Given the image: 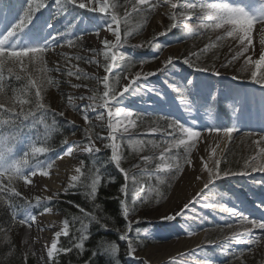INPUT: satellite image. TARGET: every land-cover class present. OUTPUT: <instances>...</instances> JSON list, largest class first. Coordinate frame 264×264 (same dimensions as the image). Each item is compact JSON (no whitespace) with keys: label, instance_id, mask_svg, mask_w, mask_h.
Listing matches in <instances>:
<instances>
[{"label":"rangeland","instance_id":"obj_1","mask_svg":"<svg viewBox=\"0 0 264 264\" xmlns=\"http://www.w3.org/2000/svg\"><path fill=\"white\" fill-rule=\"evenodd\" d=\"M51 2L48 3L46 8L35 14V18L23 32L18 33L9 40V43L18 47L43 46L53 35L59 34L52 41L53 45L44 54L46 68L51 71L44 70L41 72L37 69V66H30L27 57L24 58V69L26 71L19 64H7L9 67L15 66L14 68L23 71L27 76L30 75L31 79L37 80L38 83L41 80L44 83L46 82L49 89L48 91L43 90L41 94L46 93L43 99L49 106V110L47 112L37 111L35 119L33 117H29L27 120L23 117L17 119L20 120L18 124L21 128V136L15 140L12 146L15 149H20L21 153L18 157L7 155L4 166L7 167L12 160L23 157L26 152L30 151L31 146H40L38 141L41 139L38 138V135L33 131L32 133L24 132L23 124L32 120L34 123L38 122L41 125L43 118L48 117H62L68 124L74 126L76 133L66 139L67 143L63 141L58 148H54L52 151L28 157L29 166L24 168L23 172L24 175L29 177L30 181L33 179L30 174L32 171L42 174L44 171L51 169L57 160L64 156L71 159L74 168L73 175H76V169L80 166L78 156L85 153L82 148L87 145L88 136H91L95 146L101 149L100 152H109L111 160L112 150L104 147V145L111 142L107 139L109 136L107 127L108 109L98 107L95 111L89 110V121L86 122L83 119L81 109L90 101L87 99L81 100L80 97L102 96L105 90L102 78L105 75L109 78V88H115L114 79L111 80L112 75L118 70L123 72L129 69L130 62L127 59L134 55V51L142 52L146 59L153 60L149 66L139 65L135 73L156 72L164 67L163 62L166 59L172 57L173 62L171 64L157 71L155 75L137 80L128 91L123 92L124 87L132 83L135 76V73H127L117 90V92H123L122 95L118 97L117 101L109 100V106L113 110L120 107L133 111L132 119L135 120V127L130 128L129 133L118 131L114 142L118 144V155L121 156L120 166L128 170L130 175L135 174L137 179L140 180L143 191H140L139 195L144 198L142 203L137 204V211H130L127 218L133 223V230L128 235L132 239L135 252L132 257H129L127 255V243L121 240L127 248L126 253L123 255L124 260L126 264H145L146 260L142 258L141 253L146 252V250L151 248L157 250V248L166 247L172 241L185 240L193 235L201 234L203 241L197 248L192 249L187 244L178 253L168 254L165 258L158 259L156 255H152L155 261L151 260L149 264H264V247L255 249V244L249 243V240L253 237L244 234V228L250 227V225L240 224L236 216L223 210L224 207L233 208L249 218L255 212L264 215V208L260 206L264 204V184L257 185L254 183V180L264 179V174L252 172L250 176H229L217 180L215 184L210 185L209 189L203 187L196 194L191 191L190 194L185 195L186 197L183 200L175 196L170 201L171 193L176 189L178 180L189 165L185 162L173 185L168 184L169 193L159 205L158 203L164 194L163 186L167 184L166 178L176 171L175 168L164 171L157 168V165L161 163V153H164L165 162L173 164L177 161L180 162L179 158L176 157V152L179 149L184 151L183 159L186 156L191 159L195 153L198 157L199 150H201L207 138L218 135L207 132L206 129L209 127L234 126L237 129L232 133L231 140L228 139L223 155L231 144L243 149V158L248 153L251 156L257 154L258 148L253 141H259L264 136V88L250 80L251 69L246 66V60L249 56L252 59H258L259 53L264 51L260 43V31L255 36V29L260 30L262 26L259 23L254 25L252 43L249 46V51L243 56L232 61L231 64L228 63L240 51L241 45L233 38L226 37L221 40L216 49L214 48L215 52L207 50L200 57L201 67L213 64L214 67L210 68L209 72L195 71L194 68L183 62L184 58L182 56L186 51V46L182 40L200 33L204 36L211 33V37L216 38L224 35L223 29L210 30L201 28L198 25L196 18L200 15V0H172V3L178 4L175 9L172 8L171 3H159L158 0H149V4H155L156 7L150 10L147 6H142L144 10L137 12L139 13L138 16L134 14L135 12H132L131 8L135 0H129L127 10L130 14L132 13L130 19L132 29L126 33L127 37H125L124 32L121 31V25H119L121 44L118 49L114 48L112 51H118L122 54L118 55L115 62L120 66L114 67L111 73H106L103 51L107 49L104 41L108 40L113 43L116 41L115 34L106 27L110 23L109 18L104 16L106 14L87 11L74 6H69L66 11L60 12L55 6V0H51ZM84 2L97 3V0H84ZM120 2L125 3L124 0H109L110 4L118 3L120 5ZM204 2H224L232 6L243 7L254 18L264 19V0H204ZM189 3L197 4V9H186L184 6ZM97 6H99L98 3ZM179 10L185 12L189 19L181 22L182 17H177L175 21L177 26L172 28L167 35H160L157 38L159 33L164 32L173 23V12L176 13ZM146 11H155L153 18L147 25L145 24L144 14ZM10 14V7L0 9V20H2L0 22V37L20 18V14L19 17H9ZM157 17L160 18V21H157ZM132 18H135L136 23L134 25L132 24ZM144 24L146 29L142 35L135 38L133 47L124 45L125 43L122 40L125 39L123 37H130L134 31L140 30ZM185 25L193 27L189 30ZM112 27L115 29L117 26L113 24ZM196 30L200 31L197 32ZM77 37H82V39L77 40ZM67 39L73 40L74 45L69 46L66 43ZM207 40L200 44L199 52L205 48V45H211L209 38ZM136 45L142 47H135ZM93 49H95V52L92 51ZM64 56L71 58V63ZM76 56L87 59L76 60ZM153 57L155 58L153 59ZM138 60H141V58ZM56 67L60 68L59 72L52 70ZM69 68L73 72L79 70L78 75L69 76L67 74ZM213 70L219 71L221 75H213ZM117 77L118 74L114 75L115 80ZM233 77H237V79H233ZM239 77L244 78L242 79L243 82L238 81ZM163 78H166V81H163ZM49 79L52 80V83H48ZM125 83L126 85H124ZM196 93L204 96L209 94V100L199 97ZM185 97L187 102H185ZM219 97L222 98L218 99ZM220 105L225 106L224 108L230 113L231 119L228 120V116L227 118L219 115L218 106ZM205 108L209 109L204 110ZM15 110L20 111L19 104L15 107ZM60 112H63L64 115L60 116ZM101 112L105 116L103 121L96 119ZM174 120L183 123L185 127L195 128L201 131V136L204 135V140L201 137L198 138L190 156L183 145L179 148L169 147L173 139L183 138L182 133L169 127ZM70 121L73 123H69ZM127 123V121L124 122L125 125ZM89 124L91 130L86 136L84 129ZM4 127L5 125H0V131ZM152 129H156V131L153 132ZM168 133H172V135H168ZM97 137H104L105 139ZM69 147L72 148L71 155L66 154ZM166 148L169 149L167 152H165ZM223 155L219 166L221 171L231 169L227 166L223 168ZM144 156L150 157V159L144 162L141 159ZM38 161L42 164L41 169L34 167ZM112 162L115 164V161ZM243 163L239 162L238 164L243 168ZM49 164H51V167H48ZM133 165H140V167L133 168ZM20 180L23 197L26 201H31V205H26L24 212H21V219H25L29 212L37 218L39 214L44 212L45 208H48L51 209L54 215L56 214L59 220V228H63V217L51 203L65 192V189L69 187V181L62 191L48 197L41 191L33 190L31 182L27 183L22 179ZM128 187V201L131 207L133 191L130 181H128ZM37 196L41 198L39 204L36 202ZM205 204L214 207H204ZM185 205H188V208H185ZM35 206L37 208L42 207V209L35 211ZM177 213H182V215H177L171 221L161 220L163 215H176ZM136 221H140V223L137 224ZM25 225L20 224L18 229V241L24 255L33 256L37 264L52 263L56 254L51 258L44 256V254L39 257L36 255L35 250L29 246V243L24 242L21 230ZM136 229L140 230L139 235H137ZM234 232L241 234L239 243L231 239ZM252 232L255 235V229ZM138 245L143 247L138 248ZM225 248H227V251H224ZM241 253H243L242 256ZM146 264L148 263L146 262Z\"/></svg>","mask_w":264,"mask_h":264},{"label":"snow or ice","instance_id":"obj_2","mask_svg":"<svg viewBox=\"0 0 264 264\" xmlns=\"http://www.w3.org/2000/svg\"><path fill=\"white\" fill-rule=\"evenodd\" d=\"M129 0H125L124 5H117L116 3L110 4L109 0H97V3L99 6H97V3H85L84 0H55V6L58 9V11L63 12L66 11L69 6H74L79 9H85L87 11L91 12H98L100 14H106L104 16H107L110 20V23L106 25L107 29L111 32H113L116 36L115 43L105 40L104 45L107 50L103 51V56L105 59L104 64V70L106 73H111L113 71L114 67H118L120 65L116 64L118 55L120 54L118 51H112V49L117 48L121 44L120 39V32H119V25L121 24V17L119 14L115 11V9L120 6L124 7V18L128 19L130 18L131 14L127 10V4ZM159 3H171L172 8L175 9L178 7L177 3H172V0H158ZM48 0H27L26 4L17 5L16 8L22 12L20 15V18L17 22H15L12 27L2 36L0 37V93L4 92V84H3V70L6 67L8 63L12 64H19L22 69H24V58L27 57L29 62L36 60L39 61L41 64L45 65V71H51L46 68V62L43 60V54L53 45V42L56 39V35H53L49 41L45 43L43 46H27V47H18L14 44L9 43L10 38L16 36L18 33L23 32V30L32 22V20L35 18V14L39 12L41 9L46 8L48 6ZM142 6H147L148 9H154L156 7L155 4H149V0H135V3H132L131 8L132 12H139L143 11L144 8ZM186 9L188 10H196L197 4L189 3L185 5ZM3 8V0H0V9ZM199 12L200 15L197 16V23L201 28L204 29H223L224 35L218 36L217 40H224L226 37H231L234 40L238 41L241 45L240 51L236 53L235 56L232 57V60L228 61L229 64L232 63V61L237 60L239 57L243 56L245 53L249 51V46L252 43V31L254 28V25L256 23H259L262 27L260 28L261 33V46L264 48V19H256L253 16H251L243 7H236L232 6L228 3L220 2V3H205L204 0H200L199 3ZM182 17V21H187L189 19V16L186 13L180 14ZM176 18L177 13L173 12L172 14V20L173 23L169 25L168 29H166L164 32H161L158 34L157 38L160 35H167L168 32L172 30V28H175L177 26L176 24ZM2 22V20H0ZM115 24L117 27L114 29L112 25ZM186 27L191 30L193 26L191 25H185ZM51 27V25H49ZM82 39V37H77V40ZM66 43L69 46L74 45V41L71 39H67ZM135 47H142L141 45H136ZM211 47V45H205V48L201 50V54L203 52H206L208 48ZM95 52V49L92 50ZM64 55V54H62ZM197 56V53H190L189 56L185 57L183 59V62L185 64H188L190 67L194 68L195 71H206L209 72V67H200L197 66L195 61L191 59V57ZM64 58L71 63V58L64 56ZM155 57H153L154 59ZM76 60H82L87 59L85 57L76 56ZM94 59V57H93ZM173 62V58L169 57L163 62L164 67L171 64ZM143 63V61H141ZM246 66L249 67L250 70V80L258 85H260L262 88H264V51H261L259 53L258 59H252L250 56L246 60ZM131 67V64L129 63V69ZM164 67L158 69L157 71L162 70ZM26 71V69H24ZM54 71L59 72L60 68L56 67L55 69H52ZM77 72H73L71 68L68 69L67 74L69 76L78 75ZM156 71V72H157ZM8 72L11 74L12 69L8 68ZM156 72H147V73H141L136 72L135 76L133 78L132 83L126 85L123 89V92L128 91L129 88L141 78L146 79L148 76L155 75ZM213 75L219 76L221 73L219 71H212ZM21 78L20 74L18 73L16 75V79L19 80ZM103 85H104V91L102 96L100 95H92L83 97L81 96L80 99L84 100L87 99L90 101L89 104H86L82 107L81 111L83 112V119L88 122L89 121V110L95 111L98 107H103L105 109H108L107 111V127L109 129V136L107 139L111 141L110 143L104 145L106 148H110L112 150L111 155V161H115L116 167L120 171V173L125 177L126 183L121 186L119 189L120 196L116 197V199L120 202V208H121V214L125 218L126 221V230L123 234H119V239L122 241H125L127 243L128 251L127 255L129 257H132L135 249L133 248L132 239L128 235L129 232L133 230V223L132 221H129L127 218L130 214V211L136 210V205L138 203L143 202V197L139 195L140 191H143L140 180L137 179L135 174L130 175L128 170H125L123 167L120 166L121 164V156L118 155V144L114 142L116 140V133L118 131H122V133H129L130 128L135 127V120L132 119L133 117V111L126 110L124 108L116 107L114 110L109 106V100L117 101L118 97L122 95L123 92H117L115 88H109V78L107 75H105L103 78ZM233 79H237V77H233ZM119 78H117L118 82ZM48 83H52V80H48ZM28 84L30 87L35 88L34 97L35 101L30 99H19L18 104L20 105V111L17 112L15 110V107H8L5 110V115L9 116V119L6 120H0V125H9L10 130L8 135H4L3 131H0V193L5 192H11L15 196H20L21 194L16 191L15 187L12 186L14 180L22 179L27 183H30L29 177L27 175H24L23 169L29 166V159L28 157L36 156L38 154L47 153L49 151H52L51 148H47L44 146H31L30 151L26 152L23 157L13 161L11 164H9L7 167L4 166V161L6 156L12 151V148L10 147L11 144L15 142V140L18 138L19 133L21 131L20 125L16 123V120L23 117V119L27 120L29 117H33L35 119L36 112L43 110V112H47L49 110V106L43 101L42 97V88L39 86V83L37 80L31 79V76H28ZM185 102H187V98L185 97ZM71 102V101H70ZM35 104V108H28L25 110L23 107L24 105L29 104ZM0 109H5V105L3 103H0ZM60 116H63L64 113L60 112ZM12 117H15L13 119ZM97 120L103 121L105 120L104 113L101 112L97 117ZM127 121V125L124 124V122ZM73 123V122H69ZM45 127L47 128V124H45ZM170 128H172L174 131L178 130L180 133L183 134V138L181 139H173L170 142L169 147L170 148H179L181 145L185 147L187 150L188 155L190 156L191 150L195 147L198 138L201 137V131L196 130L192 127H185V125L177 120L172 121V123L169 125ZM91 130V125L89 124L88 127L84 129L85 135L88 136V133ZM237 129L232 127H209L206 129L209 133H223L225 137H227L229 140L232 138V133L236 131ZM153 132L156 131V129H152ZM168 135H172V133H168ZM99 139H105L104 137H97ZM64 143H67L65 140ZM254 145L258 148V152L256 155L251 156L250 158H246L243 163V171L240 172H234L231 169H225L221 171L220 164H221V158L223 155V150H221V154L217 153V148L219 147V144H217L216 147L211 148V160H212V167H209L208 163L201 159V163L203 164V168L207 171L208 175L206 178V182L204 184V189H209L210 185L215 184L217 180L224 179L229 176H235V175H245L250 176L252 172H259L264 174V136L260 138L259 141H253ZM169 149L166 148L165 152H167ZM82 151L85 153H98L101 151L100 148L95 146L94 140L91 138V136H88V143L82 148ZM67 155L72 154V148L69 147L66 151ZM225 160V163H228L227 158L223 157ZM141 159L144 162H147L150 157L144 156L141 157ZM171 159V158H170ZM161 163L157 165V168L161 171L164 170H171L172 168H175V171L179 173L182 168L180 163L177 161L175 164L165 162L164 153H161L160 157ZM185 162L188 164H191L192 161L186 157ZM34 167L36 169H41L42 164L41 162H37ZM48 167H51V164L48 165ZM140 165H133V168H139ZM84 168L83 162H81L80 167L76 169V175H72L69 181V188H74L77 186L78 183L81 184V186L88 187V185L84 184L81 181V177L84 176L85 180L87 179V175L82 169ZM32 176H35L37 173L36 171H32L30 173ZM43 175L47 176L48 172L44 171L42 173ZM7 176V184L4 182V177ZM128 181L132 183V191H133V199L131 202V207L128 201V195H129V187H128ZM254 183L257 185L264 184V179H257L254 180ZM101 184V175L97 171V174L93 175L91 179L90 184V191L87 193L92 197L93 200H95L98 187ZM69 189L66 188L65 192H67ZM40 197H36V202L39 204ZM49 200L51 198H48ZM27 205H31V201H26ZM81 213H84L85 216L90 218L91 220H96V217L93 216L91 213H85V210L80 205H75ZM261 207H264V204L260 205ZM185 208H188V205L184 206ZM204 207H214L210 204H205ZM224 211L231 213V215L236 216L239 220V223L242 225H250V227L244 228V234L250 235L253 238L249 240L250 244H255L259 239L262 237H256L254 233L252 232L253 229H264V222H260L257 220H250L249 217L244 216L241 214L238 210L233 208H223ZM45 212H50L51 209L45 208ZM177 215H182V213H177L176 215H163L161 216V220H174ZM35 219L34 216L31 215V212L28 213L27 217L25 219H21L18 221L19 224L24 225L28 224L29 227H31L30 221H33ZM73 220L80 219L79 217H73ZM136 223H140V221H136ZM101 227L107 231L108 226L106 224H102ZM231 227V225H229ZM83 228V225H82ZM77 231H81V229H78ZM119 232V230H117ZM137 235H139L140 230L136 229ZM68 236L69 235V221L67 219L63 222V228L61 231H57L55 233V237L59 238L61 236ZM90 238V235H80L78 237H75L76 240H78V243H75L73 247L78 251L81 252L85 249V241H87ZM231 239L235 241L236 243H239L241 241V234L240 233H232ZM10 243V241H9ZM27 243V241H25ZM14 247V246H13ZM72 248H58L57 243L53 241L50 245V248L47 251V256L49 258L53 257L54 254L63 252L68 253L71 252ZM91 256L88 260L85 261V264H93V261L98 255H104L105 253H111L113 256L118 252V245L113 243H109L106 248L101 250L100 247L97 249L90 250ZM224 251H227V248L224 249ZM12 252L10 251L7 255L10 257L12 256ZM243 253H241V256ZM24 264H27V256L25 255L23 257ZM113 264H119V259L115 258L113 259ZM146 264V262H145Z\"/></svg>","mask_w":264,"mask_h":264},{"label":"trees","instance_id":"obj_3","mask_svg":"<svg viewBox=\"0 0 264 264\" xmlns=\"http://www.w3.org/2000/svg\"><path fill=\"white\" fill-rule=\"evenodd\" d=\"M26 3L27 0H3V7H10L11 13L15 15L14 17H19L22 12L18 10L16 6ZM116 4L118 5V3ZM124 4L125 3L120 2V5ZM115 11L121 17V31H123L125 37H127L126 33H128V31L132 29V26H130L132 13L130 18L125 19L124 7L118 6ZM154 12L155 11H146L144 13L146 18V25L153 18ZM176 13L177 17L180 18V14L185 12L179 10ZM134 14L138 16L139 13L135 12ZM135 18H132L133 25L136 23ZM145 24L137 32L134 31V33L130 37H123V39H125L122 40V42L125 43L124 45H126L127 47H133V41L135 40V38L144 33L146 29ZM196 31L199 32L200 30ZM208 38L209 41H211V48L208 49V51L215 52L216 46L221 43V40L218 41L216 37H211V33L207 36H204L202 33L197 35L194 34V36L182 40L183 44L186 46L187 51V53L185 51L182 58L190 55V53H197V56H193L191 57V59L195 61L197 66H200V57L202 56V54L198 51V48L200 47V44L208 41ZM44 54L43 60L45 61ZM139 58H141V60H138ZM127 61L132 64L131 68L123 72H120L118 70L114 72L111 77L112 81L114 79L116 91L120 87L127 73L133 74L135 73L136 68L139 65L143 64L144 66H149L153 60L146 59L145 56L142 55V52L134 51V55L130 56ZM141 61H143V63H141ZM30 64V66H37V69L41 70V72L45 70V65L41 64L39 61L33 60L30 62ZM14 67L15 66L9 67L8 65H6L3 70L4 92L0 93V103H3L5 105V109H0V120L9 119V116L4 114L5 110L8 107H17L19 99H30L35 101V88L29 86L28 76L25 75L23 71H18ZM204 67H209L210 69L214 67V64ZM8 68L12 69L11 74L8 72ZM18 73L21 76L19 80L16 79V75ZM117 74V78H119L118 82L117 78L116 80L114 78V75ZM238 79L242 81V79L244 78L239 77ZM163 81H166V78H163ZM39 86L42 88V91H48L49 89L46 82L44 83V81L42 82V80L41 82H39ZM196 94L201 98H205L207 101L209 100V94H206L205 96L200 93ZM45 96L46 93L43 92L42 97L45 98ZM221 98L222 97H219L218 99ZM43 101L45 102V99H43ZM23 107L25 108V110H27L28 108H35V104L33 103L24 105ZM224 107L225 106L222 107L221 105L218 106L219 115L221 117L228 116L229 118H227L229 120L231 119L229 116L230 113ZM208 109L209 108H205L204 110ZM12 118L15 119L14 117ZM19 122L20 120H16L17 124ZM45 124H47V128L45 127ZM23 127L24 132L32 133L33 131L38 135V138L41 139L40 141H38L40 143V146L48 147L51 149L58 148L65 139L73 136L76 133L74 130V126L68 124V122L66 120H63L62 117L43 118V123L41 122V125L38 122L34 123L32 120H30L28 122H25L23 124ZM9 130L10 126L5 125V127L1 131H3L4 135H8ZM19 136H21V133H19ZM10 147L12 148V151L8 154V156L12 157L13 155H15L18 157L21 153L20 149H15L12 144L10 145ZM240 148L241 147H237L232 144L227 147L223 157L227 158L228 163H225V160L223 158V168L226 166L231 167L232 171L234 172H240L241 170H243L241 165L238 163L244 162V160L246 158H249L251 155L249 153L245 154L244 156L246 157L243 158L242 154L244 151ZM183 153L184 151L182 149H179L176 152V157L177 159L179 158L181 168L185 164L186 159H183ZM78 160L80 164L81 162H83L84 168L82 169V171H84L87 175V179L85 180V177L82 176L81 181L84 184L88 185V187L81 186L80 183H78L74 188L68 187L69 190L67 192L59 195V197L51 203V205L57 209L58 213L62 215L63 220L67 219L69 221V235L61 236L59 238L58 248H72V251L68 253H57L52 263L50 264H85V261L88 260L91 256L90 250L97 249L98 247L103 250L109 243L113 242L118 245V252L115 254V256H113V254L111 253L98 255L93 261V264H113V259L115 258L119 259V264H126L123 255L126 253L127 248L125 244L122 243V241L119 239V234L124 233L126 230V221L121 214L120 202L118 199H116V197L120 196L119 189L123 184L126 183L125 177L120 173V171L116 167V164H114L110 160L109 152L84 153L78 156ZM13 161L15 160H12V162ZM97 171L101 175V184L98 187L96 198L95 200H93L92 197L87 193L90 191L91 179L93 175L97 174ZM179 173L173 172L167 176V184L163 186L164 194L160 199L161 201L158 203L159 205L166 199L169 193L170 188L168 184L173 185ZM4 182L5 184H7V176L4 177ZM12 186L15 187L16 191L21 194L20 196H15L11 192L0 193V264H24V251L20 247L18 241V229L20 226L18 221L21 220L20 214L27 204L21 192V180H14ZM75 205H80L85 210V213H91L96 217V220H91L90 218L85 216V214L81 213ZM137 208L138 206L136 205V211ZM73 217H79L80 219L73 220ZM102 224H106L109 230L105 231L101 227ZM78 229H81V231H77ZM117 230H119V232ZM82 234L90 235V238L85 241V249L81 252H78L73 247V245L79 242L75 239V237H78ZM137 247L142 248L143 246L138 245ZM10 251L13 254L9 257L7 254ZM26 256L27 264H37L33 256Z\"/></svg>","mask_w":264,"mask_h":264},{"label":"bare ground","instance_id":"obj_4","mask_svg":"<svg viewBox=\"0 0 264 264\" xmlns=\"http://www.w3.org/2000/svg\"><path fill=\"white\" fill-rule=\"evenodd\" d=\"M157 21H160L159 17H157ZM257 32H259V30L255 29V36ZM124 85H126V83ZM201 138L204 140V135H202ZM227 141L228 138L225 137L223 133L207 138L205 144L202 146L201 150H199V156L197 157L195 155L196 153L192 155L190 159L192 163L187 166L183 175L178 180L176 189L170 195V201L175 196H177L180 200H183L184 197H186L185 195L190 194L191 191L196 194L202 190L208 174L203 168L201 159L203 158V160L208 163L209 167H212L211 148L216 147L217 144H219L217 153L221 154V150L224 152ZM73 169L72 161L68 156L59 158L56 164L51 169L46 171L48 172L47 176L41 173L33 176L31 181L33 184V190L41 191L48 197L51 194L62 191L69 181V178L74 174ZM41 209L42 207L37 208V206H35V211H39ZM24 210L25 209H23L22 212H24ZM249 219L264 222V215L259 212H255V214L250 215ZM58 221L59 220L56 217V214L54 215L51 211H44L33 221H30L31 227L26 224L21 230L24 242L27 241L29 243V246L35 250L37 256L42 257V254H44V256L48 257L47 251L50 248L51 243L53 241L56 243L58 242V238L55 237V233L62 230V228H59ZM255 236L262 237L255 243V249H262L264 247V229H255ZM202 241L203 239L201 234H196L185 240L172 241L167 244L166 247L157 248V250L152 248L148 249L146 252L141 253V256L149 264L151 260L155 261L152 258V255H156L158 259L165 258L168 254L178 253L182 250L183 246L187 244L190 248L195 249Z\"/></svg>","mask_w":264,"mask_h":264}]
</instances>
